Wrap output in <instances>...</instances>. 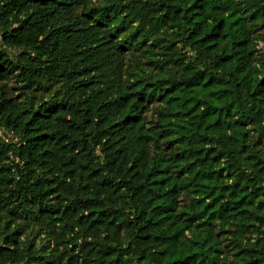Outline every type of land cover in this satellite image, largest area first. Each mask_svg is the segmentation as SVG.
I'll use <instances>...</instances> for the list:
<instances>
[{
  "label": "trees",
  "instance_id": "1",
  "mask_svg": "<svg viewBox=\"0 0 264 264\" xmlns=\"http://www.w3.org/2000/svg\"><path fill=\"white\" fill-rule=\"evenodd\" d=\"M101 1L0 0V264H264V0Z\"/></svg>",
  "mask_w": 264,
  "mask_h": 264
},
{
  "label": "rangeland",
  "instance_id": "2",
  "mask_svg": "<svg viewBox=\"0 0 264 264\" xmlns=\"http://www.w3.org/2000/svg\"><path fill=\"white\" fill-rule=\"evenodd\" d=\"M101 0H92V4H98ZM102 2V1H101ZM261 47H263V44H260ZM262 51H264V48H262ZM135 55V56H134ZM130 55L129 56V62H131L134 58H139L137 54ZM22 84L19 83L16 78L10 79L8 82L5 83V91L6 95L9 98H18L19 100H24L26 98L25 93L22 89Z\"/></svg>",
  "mask_w": 264,
  "mask_h": 264
}]
</instances>
